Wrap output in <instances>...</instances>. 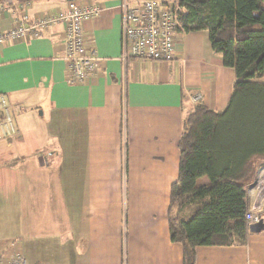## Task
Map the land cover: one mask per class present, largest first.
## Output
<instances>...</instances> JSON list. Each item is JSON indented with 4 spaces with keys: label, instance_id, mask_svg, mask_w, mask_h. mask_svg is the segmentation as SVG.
Wrapping results in <instances>:
<instances>
[{
    "label": "crops",
    "instance_id": "obj_1",
    "mask_svg": "<svg viewBox=\"0 0 264 264\" xmlns=\"http://www.w3.org/2000/svg\"><path fill=\"white\" fill-rule=\"evenodd\" d=\"M66 1L29 0L26 13ZM87 1L101 6L82 26L100 61L84 84H66L60 26L0 47V93L17 130L0 142V264L15 252L27 264H182L167 210L183 118L197 101L222 111L234 71L212 54L206 31L178 33L170 61L124 59L121 0ZM19 3L0 1L9 7L0 31ZM195 254V264H264V229L244 246Z\"/></svg>",
    "mask_w": 264,
    "mask_h": 264
},
{
    "label": "trees",
    "instance_id": "obj_2",
    "mask_svg": "<svg viewBox=\"0 0 264 264\" xmlns=\"http://www.w3.org/2000/svg\"><path fill=\"white\" fill-rule=\"evenodd\" d=\"M173 1L176 34L206 31L212 54L235 76L225 108L197 101L177 142L169 238L182 264H195L197 247L244 246L250 234L247 192L264 169V0ZM201 178L208 184L197 187Z\"/></svg>",
    "mask_w": 264,
    "mask_h": 264
},
{
    "label": "built area",
    "instance_id": "obj_3",
    "mask_svg": "<svg viewBox=\"0 0 264 264\" xmlns=\"http://www.w3.org/2000/svg\"><path fill=\"white\" fill-rule=\"evenodd\" d=\"M19 15L9 29L0 31V47L17 40L38 39L49 29L60 26L62 60L66 65V84H84L99 67L94 53H87L83 23L96 19L100 4L87 0L66 1L62 10L40 16L26 13L29 2L21 0ZM173 0H121L120 27L123 58L170 61L174 58L177 22ZM9 7L0 4V16ZM7 96L0 93V142L17 135ZM197 100V99H194ZM246 230L264 223V169L251 188L243 217ZM15 252L7 264H27Z\"/></svg>",
    "mask_w": 264,
    "mask_h": 264
},
{
    "label": "water",
    "instance_id": "obj_4",
    "mask_svg": "<svg viewBox=\"0 0 264 264\" xmlns=\"http://www.w3.org/2000/svg\"><path fill=\"white\" fill-rule=\"evenodd\" d=\"M67 1H70V0H67ZM263 229H264V223L259 224V225H254L250 227V233L257 234V233H260Z\"/></svg>",
    "mask_w": 264,
    "mask_h": 264
},
{
    "label": "rangeland",
    "instance_id": "obj_5",
    "mask_svg": "<svg viewBox=\"0 0 264 264\" xmlns=\"http://www.w3.org/2000/svg\"><path fill=\"white\" fill-rule=\"evenodd\" d=\"M264 81V80H263ZM255 183V182H254ZM253 187V186H252ZM251 187V188H252ZM251 188L248 190V192H247V200H248V196H249V192H250V190H251ZM257 225H259V224H257ZM249 232H250V228H249ZM21 257H23V255L21 254L20 255ZM24 258V257H23ZM2 264H7V262L6 263H2Z\"/></svg>",
    "mask_w": 264,
    "mask_h": 264
},
{
    "label": "bare ground",
    "instance_id": "obj_6",
    "mask_svg": "<svg viewBox=\"0 0 264 264\" xmlns=\"http://www.w3.org/2000/svg\"><path fill=\"white\" fill-rule=\"evenodd\" d=\"M250 233V232H249ZM251 234V233H250Z\"/></svg>",
    "mask_w": 264,
    "mask_h": 264
}]
</instances>
